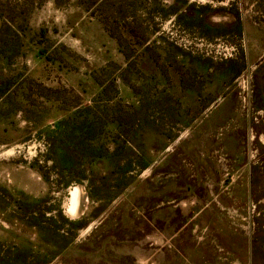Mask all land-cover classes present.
Masks as SVG:
<instances>
[{"label":"rangeland","instance_id":"1","mask_svg":"<svg viewBox=\"0 0 264 264\" xmlns=\"http://www.w3.org/2000/svg\"><path fill=\"white\" fill-rule=\"evenodd\" d=\"M0 264H264V0H0Z\"/></svg>","mask_w":264,"mask_h":264},{"label":"crops","instance_id":"2","mask_svg":"<svg viewBox=\"0 0 264 264\" xmlns=\"http://www.w3.org/2000/svg\"><path fill=\"white\" fill-rule=\"evenodd\" d=\"M228 108L230 109L229 111H227L226 110V113H225V117L224 118H228L229 117V122L228 123H231V121L234 119V117H235V111H236V107L234 106V104L232 103V105H231V103L229 102L228 103ZM233 106V107H232ZM232 107V108H231ZM240 111V110H239ZM237 114H239V115H236V117L238 118V120L236 119V121H238L239 122V118L241 117V114H242V112H238L237 111ZM237 122V123H238ZM219 123V122H218ZM219 124H222V123H219ZM229 135H231L230 134V131H229ZM233 137V136H232ZM234 139V138H233ZM210 140V139H209ZM234 141H235V139H234ZM236 142V141H235ZM207 206V205H206ZM203 207V206H202ZM204 210H206V207H205V209ZM206 212H210V211H208V210H206ZM213 213L212 212H210V215H212ZM209 233H213V234H215L214 232H212V231H210ZM215 237H216V239L215 240H213V241H210V243H211V246H212V248L215 246V245H219V239H218V241H217V236L215 235ZM200 250L202 251V257L204 258V259H207V257L209 256L208 255V253H210V252H208L209 251V249L208 248H206L205 247V245H201L200 244ZM211 247H210V249H212Z\"/></svg>","mask_w":264,"mask_h":264}]
</instances>
